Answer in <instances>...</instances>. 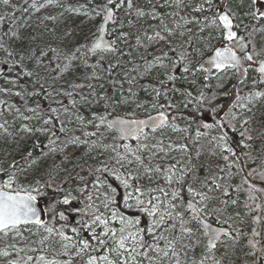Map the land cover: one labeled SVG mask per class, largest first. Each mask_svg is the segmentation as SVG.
I'll list each match as a JSON object with an SVG mask.
<instances>
[{
	"label": "snow or ice",
	"instance_id": "6c2138e0",
	"mask_svg": "<svg viewBox=\"0 0 264 264\" xmlns=\"http://www.w3.org/2000/svg\"><path fill=\"white\" fill-rule=\"evenodd\" d=\"M0 6V65L7 69L0 76L15 87L33 77L29 63L39 68L44 58L55 73L51 91L36 80L39 90L25 85L13 92L22 100L44 93L53 101L46 109L25 101L21 111L3 99L0 106L38 122L22 128L47 137L48 155L62 153L67 160V149L83 148L94 161L71 169L61 166L63 160L53 161L37 175L29 152L22 157L26 166L16 161L0 166L2 264H225L228 249L246 250V264H264V136L249 127L253 116L247 115L264 101V0H200L194 6L191 0H0ZM39 13H44L37 17L40 23L66 22L67 13L85 17L94 28L77 42L79 33L65 27L59 43H46L47 51L37 54L23 44L24 31ZM144 23L152 31L138 32L136 46L145 51L153 46L151 59L124 61L131 53L122 45ZM57 27L48 31L56 35ZM153 73L155 84L144 87L152 100L135 108L156 115H113L134 101L137 81ZM69 74L73 78L65 79ZM120 74L123 81L113 78ZM62 79L67 87L57 88ZM106 79L113 89L127 82L128 95L109 94ZM95 105L103 111H91L90 119L81 114ZM182 110H190L184 128L176 123ZM193 123L197 137L214 133L209 143L224 162L199 187L191 182L193 169L179 161L153 162L161 152L166 157L174 148L187 150L171 141L165 146L157 132H187ZM89 126L95 130H86ZM105 133L111 142H105ZM230 133L240 139L233 143ZM258 138L262 147L254 149ZM127 140L136 143H123ZM256 159L260 163L248 167ZM42 198H47L43 207Z\"/></svg>",
	"mask_w": 264,
	"mask_h": 264
},
{
	"label": "rangeland",
	"instance_id": "374dc122",
	"mask_svg": "<svg viewBox=\"0 0 264 264\" xmlns=\"http://www.w3.org/2000/svg\"><path fill=\"white\" fill-rule=\"evenodd\" d=\"M68 2L75 3L77 2V0H68ZM79 2L86 3L87 0H79ZM187 2L188 0H186V3ZM198 2H200V0H191V4L193 6ZM141 3H146V0H141ZM160 3H163V0H160ZM2 10H3V6H0V11ZM185 10L187 11V9ZM45 11H52L53 14H58L59 11L61 10L49 9ZM161 11L163 12L166 10L161 9ZM167 11H171V10L168 9ZM43 14L44 13L33 15L30 21L32 27L24 31L25 41H24L23 47L32 48L34 50H37V54H38V50L41 48H44L45 51H47V48L45 47L46 43H51L53 45L59 43V40H60L59 34L62 32L63 28L65 27H70L72 29H75V31L79 33V35L76 36L77 42L82 41L84 37L88 36L94 28V24L92 22L86 21L85 17L69 15L67 13H65L66 22L65 20H61L59 22L45 21L44 23H40V20L37 19V17L42 18ZM82 21H85V22L81 23ZM148 23H154V22L149 21ZM148 23H144L143 27L141 28L131 29V35L129 37L128 45L127 46L122 45V47L124 48V51L131 53V55L123 57L122 59L124 61L130 60L135 63H141V60H140L141 56H147L148 59H151V55H149V53L154 52V47L150 46L147 49V51H145L136 46V40H135V36L138 32H143L144 30H147L149 32L152 31V29L148 27ZM57 24L59 25V27H57ZM53 27H57L56 35L48 31L49 28H53ZM32 36L36 37V39L32 40L31 38ZM52 66L53 65L49 64L47 58H44L43 63L39 68H37L35 61H32L31 63H29V69L34 72L33 77L30 78L32 83L34 84L36 80H39L40 83H44L45 88H48L52 84L51 77L55 75V73L51 72ZM127 66L131 68L132 64L129 63ZM78 71H82V70H78ZM37 72L39 73V76L36 75ZM120 76H121V81H123V75L120 74ZM72 78L73 77L71 76V74L65 77V79H72ZM147 78L155 79V73H153V75L151 76H146L143 80H147ZM125 83L126 82H123L122 92L124 93L125 96H127L128 89L125 91V86H129V85ZM34 85L39 86V83H36ZM7 86H12V85L7 83L6 79H4L3 82L0 83V88H8ZM24 86L19 85V83H17L15 87L10 88L11 91H9L7 94L0 93V99L8 101L9 104H13L15 105V107L21 108V111H24V107L22 106V99L13 95L14 91L21 90ZM55 86L57 88L61 86L67 87V85L64 84L63 79L60 80ZM117 86L118 88H120L119 85ZM133 92H135L137 95L133 102L123 105L124 112L126 113L134 112V115L143 114L142 116L144 117H146L149 113L151 114L156 113L150 108L148 109V111L135 108V103L147 104L148 102L152 100V95L149 92L144 91V89L141 93L136 92L134 90ZM26 97L29 98V96H25V98ZM27 106L35 107L33 103H30ZM3 107L5 111L7 112V115L10 118L11 123L9 125L10 126L9 128L6 125V123H4L3 120L0 118V124L5 125L4 128H0V166H5L6 164L12 162L13 159L17 156H20V157L27 156V154L33 150V147H35L34 144L36 140L38 139H42V141L47 140V137L41 133L28 134L23 131V128H22L23 124H28L29 126H32V127L39 126L38 122L35 119L30 120V121H24L20 116H18L15 113L14 109L8 110L6 105ZM100 108H101L100 105H95L91 110L86 108V110L84 109L83 112L84 113L88 112L91 115V111H94ZM25 114L31 115V113H27V112H25ZM247 115L253 116L252 122L249 125V127L256 129L257 132L260 133V135L264 136V101L257 104L256 109H254V115L252 113H247ZM135 118L137 117L135 116ZM181 119H184V118L181 117ZM176 123L179 127L184 128V127H188L190 121L187 119V121L180 122L177 117ZM196 128H197V125H194L193 134H191V127H189V130L187 132H172L170 129H164L163 132H157L155 134L156 138L157 139L163 138L165 146L171 141L173 145L186 144L187 150L182 151L178 148H174V150L168 152V155L166 157L164 156V153L161 152L159 153V156L156 157L153 161L154 163L158 162L163 165L175 164L177 161H179L180 165L193 169L195 176H196V179L191 181L193 184V187H199L200 180H202L205 176L215 174L217 166L218 165L222 166L224 163L223 160L220 158L218 149H216L213 144L209 143V140L211 139V135H214V133L210 134L209 136L197 137ZM86 130L94 131L95 129L89 126ZM200 131H204V129H200ZM257 132H253V135L256 136ZM75 135H81V133L79 131H76ZM230 135L232 138L231 133ZM105 137H106L105 142H111L110 140L107 139L108 133L105 134ZM91 139L95 140L97 138L92 137ZM235 142L236 141L233 140V143ZM123 143H131L135 145L136 142L134 140H131L129 142H123ZM253 147L254 149H259L262 147L261 140L259 138L254 140ZM67 151L71 153V155L69 156L67 160H64L62 153H55V154L48 155V150L44 153H40V155L34 159L37 161V163L33 164L32 168L37 170L36 172L37 175H40L46 171L47 167L52 166L53 161H55V164L61 165V161L63 160V164L61 166L65 168H69V169H71L73 165L75 164H85V161H87V164L94 163L92 159L83 155V151H84L83 148H79L78 150H73L72 148H69L67 149ZM98 151L100 150L99 149L95 150L92 153V155L95 156L96 152ZM214 152L216 153L215 155L213 154ZM106 155H110V153ZM159 157H164V159L161 160ZM259 163H260V160L256 159L252 164H249L248 167L250 168L255 167ZM180 165H178V167ZM28 178L29 180L32 179L31 172ZM40 205L41 207L45 205L44 198L41 199ZM54 247H58V245H54ZM197 251H199V249H197ZM220 251L224 252L225 249L221 247ZM245 251L246 250L241 251V250L228 249V258L226 259L225 264H229V261H231L232 264H246V261L249 258L245 256L244 254ZM0 264H2V261H0Z\"/></svg>",
	"mask_w": 264,
	"mask_h": 264
},
{
	"label": "trees",
	"instance_id": "16d2710c",
	"mask_svg": "<svg viewBox=\"0 0 264 264\" xmlns=\"http://www.w3.org/2000/svg\"><path fill=\"white\" fill-rule=\"evenodd\" d=\"M17 59H18V57H17ZM2 68L5 69V72H7L6 67L3 66V65H0V69H2ZM10 75L14 76L15 74L12 73ZM251 75H252V73L250 74V76ZM113 78L117 79V80H121V76L120 75H115ZM4 79H5L4 77H1L0 78V83H2ZM155 82H156L155 79H152V78H147V80H143V79L142 80H138L137 83L133 86V90L136 91V92L141 93L146 85L149 86V85L155 84ZM18 83H19V85H23V86L26 85L29 91H31L33 89V87H35L36 90H39V86L34 85L32 83V81L30 80V78L21 79ZM125 84H127V82ZM7 87L8 88H12L13 86H7ZM128 88H129V86H125V91ZM47 89L51 91V87L50 86ZM105 89L108 91L109 94L115 93V96H116L117 99H119V97H120V92L123 91L121 88H118V86L115 89H113L108 84L107 79L105 80ZM17 99H19V98H17ZM25 101L27 102V105H29L30 103H33L34 105H36V103H39L45 109L47 108V106L50 103H53L52 99L46 98L44 93H41V95L39 97H35V96L29 97V98L26 97L24 100H22V106L23 107L25 106ZM53 106H55V105H53ZM123 107H124L123 105L119 106L116 109V111L113 113V115L119 114L120 116H124L126 114V112H124ZM84 109L86 110V108L81 109V114L84 115L86 118L90 119L91 118L90 113H88V112L84 113L83 112ZM0 111H3V115H0V118L3 120L4 123H5V121H7L6 125L10 128L9 125H10L11 121H10V118L8 117L7 112L5 111L3 106L0 107ZM94 111H103V109L100 108V109H97V110H94ZM189 111L190 110H182L183 115H180L178 113L177 114L178 120L180 122L181 121L182 122L187 121L188 115H189ZM142 115L143 114H139V115H135V116L136 117H144ZM181 117H183L184 119H181ZM194 125H196V124L193 123L191 125V134H193V130H194L193 126ZM101 131H103V129H101ZM105 134H107V133H105ZM61 139H63V136H61ZM232 139L234 141H238L240 139V137H239L238 134H235V135L232 134ZM46 145H47V140L46 141H42V139L36 140L35 144H34L35 147H33V150L31 151V153H32L31 159H35L36 157H38L40 155V153L46 152L48 150ZM13 161H16L18 164H20L22 166H26L25 161L20 156L15 157L13 159ZM12 162L6 164L5 167L7 165L11 164ZM44 199L46 200L47 198H44Z\"/></svg>",
	"mask_w": 264,
	"mask_h": 264
},
{
	"label": "water",
	"instance_id": "95a60500",
	"mask_svg": "<svg viewBox=\"0 0 264 264\" xmlns=\"http://www.w3.org/2000/svg\"><path fill=\"white\" fill-rule=\"evenodd\" d=\"M0 71H3V72H5V70L4 69H1ZM1 77V76H0ZM153 115H156V114H153ZM146 117H144V118H139V119H145ZM147 130V129H146ZM128 141H130V140H127V141H123V142H128ZM215 226V225H214Z\"/></svg>",
	"mask_w": 264,
	"mask_h": 264
}]
</instances>
